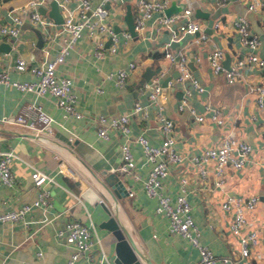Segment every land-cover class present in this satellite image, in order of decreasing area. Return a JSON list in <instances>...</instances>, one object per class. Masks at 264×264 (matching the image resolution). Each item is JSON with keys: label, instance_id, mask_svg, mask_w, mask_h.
<instances>
[{"label": "crops", "instance_id": "1", "mask_svg": "<svg viewBox=\"0 0 264 264\" xmlns=\"http://www.w3.org/2000/svg\"><path fill=\"white\" fill-rule=\"evenodd\" d=\"M29 1L0 0V25L11 23L15 13L23 17L16 35L0 32V69H6L11 79L33 78L28 69L15 67L16 57L22 56L30 63L46 56L52 57L58 51L63 32L60 26L62 20L57 21L51 12L52 0H38L30 6V9H37L54 22L47 28L31 22L22 11ZM135 1L114 0L107 5L108 18L118 29L120 41L117 53L107 52L103 56H96V41L102 40L106 52L109 44L107 37L99 33H84L65 60L57 65L59 74H67L72 79V90L82 116L74 117L66 113L49 93L21 91L9 83H0V151L12 148L15 152L10 162L14 181L7 184L0 179V211L32 203L37 197L38 187L29 175L33 167L52 174L54 178L45 184L49 190L50 204L32 205L25 214V221L0 222L2 264H66L74 248L57 234V230L71 219L91 222L99 237L98 243L79 255L73 264H99L100 246L114 261L116 237L103 224L110 215L142 253L141 256L137 253L141 264L195 263L198 257L196 247L182 235L169 232L168 218L153 210L155 200L145 195L141 182L120 172V143L125 136L115 128L110 129L105 138L96 132L97 114L109 117L129 111L135 101H140L146 105L147 115L141 117L140 113H135L130 116L131 135L140 132L154 143L160 140L158 107L150 102V87L145 86L144 82L138 83L146 70L153 73L150 72L145 82L163 71L159 80L163 92L158 97L162 104L161 111L173 120L177 144L186 155L198 152L203 146L219 143L221 137L228 133L252 143L254 150L241 168L225 166L222 188L214 182L212 164L204 179L188 162H182L171 165L163 190L173 199L181 187L179 178L185 174L188 177L185 194L192 216L199 226L201 241L218 255H230L235 264H264V161L261 158L264 153V108L255 104L254 92L249 90L251 84L264 83V67L246 63L242 76L234 84H227L223 73L211 70L206 57L211 48L220 47L224 52L222 63L227 67L249 50L230 25L231 19L241 13L246 14L251 30L258 35L260 43L256 51L264 57V6L247 10L249 0H227L223 5H218L215 0H190L193 10L191 17L198 20L209 35L206 40L197 43L195 33H184L179 39L171 40L167 27L157 25V28L150 21L143 31L131 33L124 16L130 8L134 20L137 14ZM173 1L183 6L187 0H170L169 5ZM75 3V0H69L67 5L73 8ZM56 4L58 8L55 12L63 19L59 0H56ZM156 14L154 12L151 19ZM217 20L223 21L224 25L214 27ZM122 30H128L130 37H125ZM39 32L42 33L41 46H37ZM177 48L184 50L188 67L195 69L193 73L203 86L201 91L192 87L189 81L176 80L179 74L178 58L170 59L164 52L166 49L175 52ZM195 56L201 58L200 62L193 59ZM129 61H134L136 67L130 72L127 86L118 89L105 74L117 67H127ZM166 77L173 78L170 85L162 83ZM96 86L101 89L97 90ZM183 98L197 111L204 113V121L196 120L187 105L178 108ZM31 100L39 101L54 117V137L42 138L24 125L1 119L3 115H12L24 109L27 101ZM214 110L224 118L223 123L211 118ZM131 149L136 169L144 177L147 163L141 145L132 140ZM56 153L74 169L73 175L57 170ZM106 179H120L125 188H135V195L130 196L123 189L118 193L109 191L100 182ZM89 187L90 193L83 196V191ZM227 193L259 195L260 203L258 201L252 210L244 212L248 227L255 228L259 234L248 256L239 253L238 237L229 231L230 212L221 207ZM96 195L102 197L104 202L98 201ZM211 264L222 263L217 260Z\"/></svg>", "mask_w": 264, "mask_h": 264}, {"label": "built area", "instance_id": "2", "mask_svg": "<svg viewBox=\"0 0 264 264\" xmlns=\"http://www.w3.org/2000/svg\"><path fill=\"white\" fill-rule=\"evenodd\" d=\"M68 1L59 0V5L63 9V19L60 23L61 31L63 32H61L58 51L52 57L46 56L44 59L34 63L28 62L22 56H17L14 64L15 67L20 70L28 69L33 78L24 80L11 79L6 69H0V83H9L21 91L33 90L37 94L49 93L66 113L74 117H80L82 116V112L77 107L76 95L72 90V79L67 74H59L57 72V65L65 60L66 55L84 33L89 35L99 33L109 39L106 52L102 40L96 41L94 45V54L96 56H103L107 52L117 53L120 40L118 30L115 29L114 24L108 18L109 10L107 5L114 2V0H98L93 7H91L92 0H75L76 3L73 8L67 5ZM215 1L218 5H223L227 2V0ZM37 2L38 0H30L26 6L22 7V11L28 15V19L31 22L38 23L44 28L53 25L54 22L45 17L37 9H30V6L35 5ZM169 3L170 0H136L137 14L133 20L134 30L143 31L148 23L151 22L156 27L157 25L158 27H167L171 40L179 39L184 33H195L194 40L197 43L209 37L201 23L191 17L193 10L190 0H187L186 4L179 9L166 13L165 10ZM263 6L264 0H249L246 9L255 10ZM154 12H157V14L151 19ZM22 20L23 17L15 13L12 16L11 23L0 25V32L7 35H16L19 31L18 24ZM230 23L231 27L237 32L240 42L249 47V50L245 55L237 57L227 67L222 63L224 52L220 47L215 46L211 48L206 57L214 73H223L225 82L227 84H234L242 76V68L246 63L264 67V57L256 51L260 39L251 30L246 14H238L231 19ZM222 25L224 23L221 20H217L213 24L214 27ZM122 33L125 37H130L128 30H122ZM164 53L170 59H173L175 56L178 58L179 74L176 80L189 81L192 87L197 91H201L203 88L202 83L193 73L195 69L188 67L187 55L184 50L177 48L174 52L166 49ZM193 59L196 62H200L201 58L195 56ZM135 67L136 63L129 61L127 67H117L114 70L108 71L105 75L106 78L113 80L118 89H123L127 86L130 72ZM159 72L157 75L151 77L148 82L144 81L143 84L150 87L148 97L150 102L156 104L158 107L156 113L160 121L157 126L161 135L160 140L154 143L140 132L134 136L131 135L129 126L130 116L135 113H140L141 117L147 115L146 105L140 101H135L129 111L112 114L109 117L102 113L97 114V135L105 138L108 136L109 130L115 128L125 136V139L120 143V172L134 181L139 180L141 182L145 195L155 200L153 210L166 215L168 218L169 232L182 235L196 247L198 257L194 264H211L217 260L222 264H235V260L230 255H218L210 246L201 241L199 226L192 216L190 202L185 194L188 177L185 174L180 176L181 187L173 199L164 192L163 184L169 174L171 165L188 162L198 172L199 176L204 179L207 177L209 165L212 164L215 174L214 182L218 187H221L225 166L230 165L234 168H241L248 159L253 145L245 138H239L228 133L221 137L219 143L203 146L198 152L189 156L186 155L177 144L173 120L161 111L162 104L158 97L163 92L159 82L163 71ZM172 79V77H167L166 84L170 85L173 81ZM96 89L100 90L101 87L96 86ZM249 90L254 92L255 104L260 108H264V83L251 84L249 85ZM185 105H187L189 112L194 115L196 120H205L204 113L197 111L193 106L189 105L185 98L178 104V108L181 109ZM210 115L214 121L218 123L224 122V118L218 114L217 110L212 111ZM1 119L24 125L45 139L54 137L56 133L54 117L37 100L27 101L24 109L12 115H3ZM132 140L141 145V152L147 163V172L144 177L136 169V162L131 149ZM13 156H15V152L12 148L0 151V179L7 184H11L14 181V175L10 169V162ZM55 156L58 158V171L68 172L71 175L75 173L70 165L63 162V159L57 156V153ZM261 158L264 161V153ZM29 175L33 183L38 187L37 197L32 203H23L20 206L0 211V222L9 220L25 221V214L32 205L50 204L49 190L45 184L48 181L54 180L53 175L37 167H33ZM126 190L128 195H135L136 190L134 187H127ZM97 199L100 202H104L102 197H98ZM258 201L259 195L257 193L248 195L227 193L221 201L222 209L230 212L228 228L233 235L238 237L239 253L243 256L250 254L251 248L257 243L259 236L255 228L248 227V220L244 212L252 210ZM57 234L61 235L64 241L74 248L66 264H73L79 255L91 249L99 241L93 224L91 222H82L78 219L66 221L64 227L57 230ZM99 249V264H116L101 246ZM38 253L41 252L38 251ZM0 264H2L1 259Z\"/></svg>", "mask_w": 264, "mask_h": 264}, {"label": "water", "instance_id": "3", "mask_svg": "<svg viewBox=\"0 0 264 264\" xmlns=\"http://www.w3.org/2000/svg\"><path fill=\"white\" fill-rule=\"evenodd\" d=\"M98 0H92L91 1V7H93L96 2ZM52 14L55 15L56 20L57 21H61V15H58L55 11L57 10V4H56V0H52ZM181 7L180 4H176L174 1L171 3V5H169L168 7H166V13H170L173 10L179 9ZM125 20L126 23L128 25L129 30L131 31V33H135V30L133 28V14L130 10V8L127 9L126 14H125ZM116 30H118L115 27ZM42 33L39 32V36H38V42H37V46H41V42H42ZM107 42H109V39L107 40ZM176 43V41H174ZM150 72L153 73L152 71H144L141 75V77L138 80V83H143L144 80L148 79L150 77ZM167 77L162 81L163 84H165ZM101 185L104 186L106 189H108L111 192H115L118 193L120 192V189L122 191L125 190V193L127 192L126 188L124 187L122 181L120 179H117L115 181H111L109 179H106L105 181H100ZM84 193H90V187L86 188L82 195L86 196ZM98 197V195H96ZM103 224L108 227L109 229H111V231L113 232V234L116 237V241L114 244V262L116 264H141L138 257H137V253L138 255H142V253H140L135 244L133 243L132 239L129 237V235L125 232L124 234V230H122L121 228H119V226L117 225L114 217L112 215H110L107 219H105L103 221ZM149 264H152L149 262Z\"/></svg>", "mask_w": 264, "mask_h": 264}, {"label": "rangeland", "instance_id": "4", "mask_svg": "<svg viewBox=\"0 0 264 264\" xmlns=\"http://www.w3.org/2000/svg\"><path fill=\"white\" fill-rule=\"evenodd\" d=\"M253 150H254V148H253ZM259 203H260V200H259Z\"/></svg>", "mask_w": 264, "mask_h": 264}]
</instances>
